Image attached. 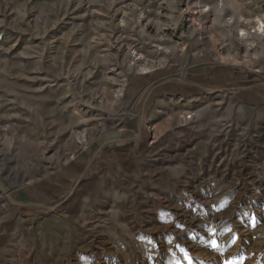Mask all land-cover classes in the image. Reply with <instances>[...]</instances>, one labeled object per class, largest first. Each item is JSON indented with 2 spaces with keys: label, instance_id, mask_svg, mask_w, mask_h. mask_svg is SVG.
Here are the masks:
<instances>
[{
  "label": "rangeland",
  "instance_id": "1",
  "mask_svg": "<svg viewBox=\"0 0 264 264\" xmlns=\"http://www.w3.org/2000/svg\"><path fill=\"white\" fill-rule=\"evenodd\" d=\"M258 15L0 0V264H264V36H237ZM175 78L145 123L124 87Z\"/></svg>",
  "mask_w": 264,
  "mask_h": 264
},
{
  "label": "crops",
  "instance_id": "2",
  "mask_svg": "<svg viewBox=\"0 0 264 264\" xmlns=\"http://www.w3.org/2000/svg\"><path fill=\"white\" fill-rule=\"evenodd\" d=\"M143 81H144V78H143ZM146 81V79H145ZM144 81V82H145ZM152 82V81H151ZM183 80L181 78H175L174 80L172 79H166L165 81H163L162 83L160 84H157L156 86H153L152 88H148L146 89H139V91L136 89L138 88L135 84H132V85H127L124 87V91H127L126 93H128L129 96H131L132 94H134L135 97H139V103H138V114H140L142 116V118L144 119L145 118V123L148 122V120L146 119L145 117V110L146 108V104L145 103V100H146V97L150 94L151 91H153L152 89L156 88L158 91V93L161 95L160 97H156L153 101V104L147 108V110H151V108L153 109V105H154V102H164L165 100H173L174 98L176 97H180L181 94L184 95V92H186V90H188V87H186L185 85L182 84ZM155 94V93H153ZM152 94V95H153ZM154 111V109H153ZM156 112V111H155ZM147 116V115H146ZM143 122V121H142ZM143 127V126H142ZM139 128L141 129V126H139ZM124 128H122L123 130ZM145 129V128H144Z\"/></svg>",
  "mask_w": 264,
  "mask_h": 264
},
{
  "label": "bare ground",
  "instance_id": "3",
  "mask_svg": "<svg viewBox=\"0 0 264 264\" xmlns=\"http://www.w3.org/2000/svg\"><path fill=\"white\" fill-rule=\"evenodd\" d=\"M210 9H211L210 5H204L201 11L204 13H208L210 11ZM253 21H254V25L252 27L247 28L245 26H241V27H238V29H237L238 38L240 37V39H242L244 41L245 40L247 42L249 41L248 46H250L251 48H254L257 46L256 41L252 40V38H251L252 34H257L258 36H264L263 15L256 16L255 19H253ZM239 22L247 23V20L244 17H240ZM228 23L229 24L232 23L231 18H229ZM143 69H147V68H143Z\"/></svg>",
  "mask_w": 264,
  "mask_h": 264
},
{
  "label": "snow or ice",
  "instance_id": "4",
  "mask_svg": "<svg viewBox=\"0 0 264 264\" xmlns=\"http://www.w3.org/2000/svg\"><path fill=\"white\" fill-rule=\"evenodd\" d=\"M212 243H213V246H217L215 241H212ZM186 256H187V254H186ZM189 264H191L190 260H189ZM225 264H233V262L232 261H226Z\"/></svg>",
  "mask_w": 264,
  "mask_h": 264
},
{
  "label": "water",
  "instance_id": "5",
  "mask_svg": "<svg viewBox=\"0 0 264 264\" xmlns=\"http://www.w3.org/2000/svg\"><path fill=\"white\" fill-rule=\"evenodd\" d=\"M3 191H5V190H3Z\"/></svg>",
  "mask_w": 264,
  "mask_h": 264
}]
</instances>
